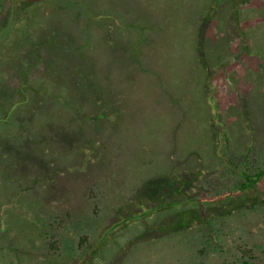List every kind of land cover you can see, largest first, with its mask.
I'll use <instances>...</instances> for the list:
<instances>
[{
    "label": "rangeland",
    "instance_id": "1",
    "mask_svg": "<svg viewBox=\"0 0 264 264\" xmlns=\"http://www.w3.org/2000/svg\"><path fill=\"white\" fill-rule=\"evenodd\" d=\"M262 164L264 0H0V264H264Z\"/></svg>",
    "mask_w": 264,
    "mask_h": 264
},
{
    "label": "trees",
    "instance_id": "2",
    "mask_svg": "<svg viewBox=\"0 0 264 264\" xmlns=\"http://www.w3.org/2000/svg\"><path fill=\"white\" fill-rule=\"evenodd\" d=\"M239 33H241L240 30H239ZM207 99H209V98L207 97ZM214 110H215V108H214ZM215 121L216 122L219 121V122L216 123ZM212 122L215 123V125H216L215 127L217 129L215 132L218 133V131L221 128V121L217 117L216 118L213 117L212 118ZM218 136H219V134H218ZM222 161L225 163V166H227V168L231 165L230 160L226 159V157H223ZM233 166L235 167V164H233ZM236 172L238 173L239 178L237 179V184L235 185V189H236L235 194H240L241 192H243L245 190H248L250 188H255L256 183L258 181H260L262 177H264V164L259 165L257 167H254L252 170L243 169V168L237 167ZM229 194H232V190L231 191H227V192H222L220 194V196H219L218 192L212 193L210 198H211V200L214 199V198H217L215 201H218V200L224 199L225 197L227 198L229 196ZM201 197H203V195ZM192 199L194 201L197 200L196 197H191V201H193ZM204 199H205V197L201 198V199H198V200H200V202L197 201L196 204L198 206H201L199 204L201 203V201H204ZM225 202H228V201H225ZM201 210H202V208H200V211Z\"/></svg>",
    "mask_w": 264,
    "mask_h": 264
}]
</instances>
